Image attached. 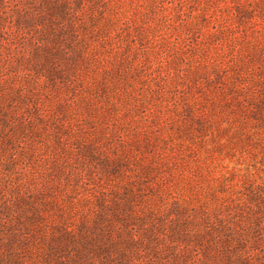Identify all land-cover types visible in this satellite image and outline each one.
I'll return each instance as SVG.
<instances>
[{
	"label": "trees",
	"instance_id": "obj_1",
	"mask_svg": "<svg viewBox=\"0 0 264 264\" xmlns=\"http://www.w3.org/2000/svg\"><path fill=\"white\" fill-rule=\"evenodd\" d=\"M229 1L248 34L218 27L228 60L170 101L182 141L225 121L254 171L185 182L161 133L123 128L124 67L134 114L172 84L123 0H0V264H264V0Z\"/></svg>",
	"mask_w": 264,
	"mask_h": 264
},
{
	"label": "rangeland",
	"instance_id": "obj_2",
	"mask_svg": "<svg viewBox=\"0 0 264 264\" xmlns=\"http://www.w3.org/2000/svg\"><path fill=\"white\" fill-rule=\"evenodd\" d=\"M121 6L123 14L125 12L123 20L128 16L136 20L137 28L135 27L134 31L140 30L141 26L145 28L152 66L159 65L161 77L162 74L165 75L167 81L172 83L167 97L159 100L160 98L149 95L147 103H143L140 109L144 112L139 111L134 114L130 112V105L126 103L130 98L127 97L125 101V97L130 93L129 90L133 95L140 93V80L136 75L144 77L145 71L136 70L134 73L124 67L123 72H126V75L123 76V128L136 127L140 130L150 129L155 133H161L164 141H161L160 145L164 146L166 151L168 149L171 154L176 152L173 155L182 156L185 161L184 170L181 168L185 182L197 180L202 175L211 179V177H226L231 172L235 174L253 172L254 168L249 165L252 163L249 157L240 154L238 149L233 151L228 135L223 133L225 121H221L220 124L213 123L205 132L201 134L194 132L192 139L182 141L178 130L184 115L174 111L170 97L171 92L179 90L195 91L193 84L188 81L189 70L192 66L200 67L197 65L200 56H206L207 63L213 62L212 60H228L226 54L220 49V44L213 41L221 35L216 31L218 27H221L228 37H239L244 33L248 34L250 29L246 26H252L254 19L245 27L244 24H238L233 18L229 0H123ZM203 10L206 15L202 14ZM254 18L256 19L255 27L262 26L264 9ZM203 52H205L204 55H201ZM172 54L181 57L182 71H177L174 62L168 67L167 60L171 59ZM138 61L141 60L138 58ZM145 81L149 85L152 84L147 79ZM152 103L160 104L163 109H158L157 106V109L154 108V111L149 114V110H153ZM135 119L139 120L135 121ZM216 134L219 135L215 136ZM178 153L182 154L178 156ZM255 165V167L259 166L256 163Z\"/></svg>",
	"mask_w": 264,
	"mask_h": 264
}]
</instances>
